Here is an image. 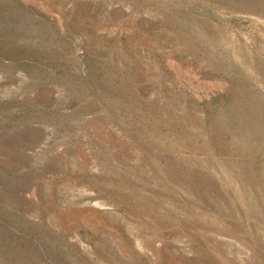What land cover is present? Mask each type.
<instances>
[{"label":"rangeland","instance_id":"374dc122","mask_svg":"<svg viewBox=\"0 0 264 264\" xmlns=\"http://www.w3.org/2000/svg\"><path fill=\"white\" fill-rule=\"evenodd\" d=\"M0 264H264V0H0Z\"/></svg>","mask_w":264,"mask_h":264}]
</instances>
